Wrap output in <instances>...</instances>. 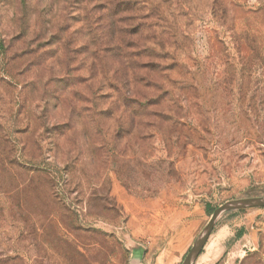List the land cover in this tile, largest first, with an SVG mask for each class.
Returning a JSON list of instances; mask_svg holds the SVG:
<instances>
[{
    "label": "rangeland",
    "instance_id": "374dc122",
    "mask_svg": "<svg viewBox=\"0 0 264 264\" xmlns=\"http://www.w3.org/2000/svg\"><path fill=\"white\" fill-rule=\"evenodd\" d=\"M263 196L264 0H0V264H182ZM196 264H264V207Z\"/></svg>",
    "mask_w": 264,
    "mask_h": 264
},
{
    "label": "water",
    "instance_id": "95a60500",
    "mask_svg": "<svg viewBox=\"0 0 264 264\" xmlns=\"http://www.w3.org/2000/svg\"><path fill=\"white\" fill-rule=\"evenodd\" d=\"M243 207H264V196L247 197L236 200H230L214 208L202 231L200 232L194 243L189 248L187 255L185 256L182 264H194V261L198 256V254L200 253L201 249L203 248L205 242L207 241L213 229V226L216 223V220L223 212L230 209L243 208ZM137 256H134V259H132L131 264H141L139 261V257Z\"/></svg>",
    "mask_w": 264,
    "mask_h": 264
},
{
    "label": "crops",
    "instance_id": "0c3cea01",
    "mask_svg": "<svg viewBox=\"0 0 264 264\" xmlns=\"http://www.w3.org/2000/svg\"><path fill=\"white\" fill-rule=\"evenodd\" d=\"M214 244L213 240L210 239L209 242L207 243L208 246H212ZM194 264H196V259L194 261Z\"/></svg>",
    "mask_w": 264,
    "mask_h": 264
},
{
    "label": "trees",
    "instance_id": "16d2710c",
    "mask_svg": "<svg viewBox=\"0 0 264 264\" xmlns=\"http://www.w3.org/2000/svg\"><path fill=\"white\" fill-rule=\"evenodd\" d=\"M206 208L208 209L210 213H212V211L214 210V208H211L209 204H206Z\"/></svg>",
    "mask_w": 264,
    "mask_h": 264
}]
</instances>
